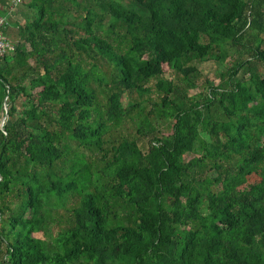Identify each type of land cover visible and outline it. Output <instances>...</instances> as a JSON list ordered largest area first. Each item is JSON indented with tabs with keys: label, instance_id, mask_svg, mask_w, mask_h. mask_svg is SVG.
<instances>
[{
	"label": "trees",
	"instance_id": "trees-1",
	"mask_svg": "<svg viewBox=\"0 0 264 264\" xmlns=\"http://www.w3.org/2000/svg\"><path fill=\"white\" fill-rule=\"evenodd\" d=\"M20 5L1 28L0 264H264V0ZM209 60L227 61L190 94ZM149 82L141 150L111 132Z\"/></svg>",
	"mask_w": 264,
	"mask_h": 264
},
{
	"label": "rangeland",
	"instance_id": "rangeland-1",
	"mask_svg": "<svg viewBox=\"0 0 264 264\" xmlns=\"http://www.w3.org/2000/svg\"><path fill=\"white\" fill-rule=\"evenodd\" d=\"M226 61L224 64H219L213 60L202 61V62L192 61L191 63L196 65L197 69L199 70L200 76L196 80L197 87L192 90H189V93L192 94L200 90L201 84L203 83V80L205 78L216 82L218 79L216 77V72L223 70L226 64ZM165 76L168 78H176V74L173 71H166ZM145 86H149L150 91L149 93L143 94L142 96H137L135 92H132L129 95L127 93L122 94L121 103L123 105L127 104V102H131V103L138 102L140 104V108H139L140 111H137V110L133 111L130 118L129 117L124 118L123 121L118 126H116L111 132V137L115 139L118 137H122L127 140L136 138L138 144L141 147V150H145V147H146L145 140H143L142 138H138V136L136 135L135 129H134L135 123L141 117H143L144 113L150 107V102L154 101L155 96H156L152 88V82H149ZM101 102H102V99H101ZM16 105L18 106V102H16ZM4 119H5L4 117L1 118L0 123L1 121H4Z\"/></svg>",
	"mask_w": 264,
	"mask_h": 264
},
{
	"label": "crops",
	"instance_id": "crops-1",
	"mask_svg": "<svg viewBox=\"0 0 264 264\" xmlns=\"http://www.w3.org/2000/svg\"><path fill=\"white\" fill-rule=\"evenodd\" d=\"M10 1L11 0H8L6 5L0 6V12H3L0 13V16L3 17L5 22L7 21L5 27L7 26L6 28L8 29V32L12 33L15 29V24L22 21V18L27 14V11L20 5V0L10 8Z\"/></svg>",
	"mask_w": 264,
	"mask_h": 264
},
{
	"label": "built area",
	"instance_id": "built-area-1",
	"mask_svg": "<svg viewBox=\"0 0 264 264\" xmlns=\"http://www.w3.org/2000/svg\"><path fill=\"white\" fill-rule=\"evenodd\" d=\"M19 2V0H11L9 2V6L10 8H12L15 3ZM5 21L3 19V17L0 16V57L5 54L6 50L9 47V42L8 40L5 38V36L1 33V28L4 25Z\"/></svg>",
	"mask_w": 264,
	"mask_h": 264
},
{
	"label": "water",
	"instance_id": "water-1",
	"mask_svg": "<svg viewBox=\"0 0 264 264\" xmlns=\"http://www.w3.org/2000/svg\"><path fill=\"white\" fill-rule=\"evenodd\" d=\"M2 108H3L4 117H5V115H6V104L5 103H3ZM2 123H3V121H1L0 124L2 125Z\"/></svg>",
	"mask_w": 264,
	"mask_h": 264
}]
</instances>
